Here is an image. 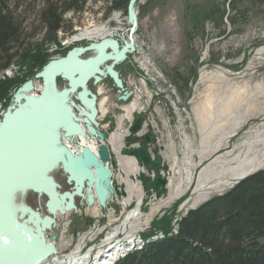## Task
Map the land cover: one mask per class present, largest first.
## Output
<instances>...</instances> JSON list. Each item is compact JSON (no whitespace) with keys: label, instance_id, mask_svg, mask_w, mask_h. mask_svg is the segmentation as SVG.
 I'll return each mask as SVG.
<instances>
[{"label":"rangeland","instance_id":"1","mask_svg":"<svg viewBox=\"0 0 264 264\" xmlns=\"http://www.w3.org/2000/svg\"><path fill=\"white\" fill-rule=\"evenodd\" d=\"M107 1L114 0H89L82 13L65 15L66 24L58 32V42L48 45L45 51L51 53L50 60L65 56L75 46H86L91 41L100 40L84 38L70 43L74 36L95 27L105 26L109 31H119L117 36L121 41L124 39L122 34L128 37L130 24L127 12L113 10L106 16L110 7ZM231 1L139 0V24L135 33L137 49L116 67L132 95L127 101L120 99L122 94L113 81L109 77L104 78L103 93L98 96L100 102L103 101L98 121L109 136L114 133L123 136L115 145L107 142L121 150L126 144L133 118V113L130 115L126 107L137 103L139 109L136 111L146 114L144 131L156 133L158 148L165 161L172 165L176 159L181 174L171 171L176 181L171 196L169 191L160 200L149 202L144 196L140 214L131 220L126 218L127 222L125 217L136 207L131 208L128 203H139L137 195L142 193L143 196L142 188L141 193L138 189V192L133 190L132 202L125 200L123 204L127 206H119L117 210L109 207L102 210L98 205V215L92 213V207L83 198H78L76 210L58 215L56 227L48 232V237L57 241L61 252L68 254L71 249L82 247L86 241H99L103 230L124 237L151 234L156 217L175 211L174 223L190 209L215 195L224 194L248 177L231 181L239 170L257 164L259 167L256 166L258 168L252 173L264 170V0H234V6L229 5ZM32 2L20 3L19 10L26 11L25 26L28 25L26 31L30 37L25 41L33 44L39 41L43 32L38 26L31 25L42 0ZM222 11L224 17L221 19ZM89 55L91 53L87 52L83 56ZM21 69L19 75L23 73ZM16 74V67L12 65L0 75V81ZM202 75L207 79L202 81ZM35 76L28 80L34 81V92L38 93L42 81ZM66 85V81L58 79L60 89ZM89 89L94 93L100 90L93 81L89 82ZM208 93L215 95L216 102L238 93L244 95V100L235 106L230 120L221 126H218L219 107L213 104L217 109L213 111L216 122L212 120L208 127H203L194 112L196 107L207 108L205 94ZM120 165L114 178L122 182V179L127 180L126 176L136 181L129 180L132 184L140 185L136 180L138 172L133 170L135 167L130 165L131 169L122 162ZM189 170L190 181L187 178ZM52 175L62 191L72 187L62 169L56 168ZM178 187L181 192L176 195ZM19 194L16 202H24L46 214L45 196L33 191ZM156 204L165 206L149 216ZM87 217L92 219L91 225L87 223Z\"/></svg>","mask_w":264,"mask_h":264},{"label":"water","instance_id":"2","mask_svg":"<svg viewBox=\"0 0 264 264\" xmlns=\"http://www.w3.org/2000/svg\"><path fill=\"white\" fill-rule=\"evenodd\" d=\"M138 2L128 3L131 28L127 40L121 44L117 39L105 38L74 47L66 56L53 59L35 76L43 83L41 91L33 93L34 81L25 82L0 119V264H42L55 254V243L48 242L47 231L55 226L53 216L76 209V197H86L89 205L96 197L105 207L111 194L119 198L126 195L125 184L111 179L119 156L104 143L109 134L97 129V95L88 83L91 79L99 83L103 76H109L123 91L120 99L127 100L132 94L125 90L116 66L135 50ZM87 52L92 54L84 57ZM58 78L67 82L62 89ZM145 119V113H134L127 141L138 147L124 150L123 155L134 157L153 174L147 177L141 173L140 179L149 196L160 198L168 192L170 167L149 150V145L157 142L156 134L139 135ZM89 135L99 139L97 152L85 146L73 153L66 145L65 140ZM56 168L64 171L71 190L61 191L52 175ZM28 191L46 197L47 215L16 202L17 193ZM86 220L91 223L90 218Z\"/></svg>","mask_w":264,"mask_h":264},{"label":"trees","instance_id":"3","mask_svg":"<svg viewBox=\"0 0 264 264\" xmlns=\"http://www.w3.org/2000/svg\"><path fill=\"white\" fill-rule=\"evenodd\" d=\"M26 1L0 0V74L12 65L22 67L23 72L0 81V98L7 103L21 84L49 63L51 53L45 51L58 42L65 15L82 13L89 0H42L31 25L43 34L33 44L25 41L30 37L26 11L19 10L20 3ZM129 1H107L106 16L113 10L127 12ZM234 4V0L229 3ZM223 15L222 11L221 19ZM174 213L152 223V230L165 232V239L148 244L117 264H264V170L240 181L223 196L188 211L177 221V233L170 236Z\"/></svg>","mask_w":264,"mask_h":264},{"label":"bare ground","instance_id":"4","mask_svg":"<svg viewBox=\"0 0 264 264\" xmlns=\"http://www.w3.org/2000/svg\"><path fill=\"white\" fill-rule=\"evenodd\" d=\"M118 32L119 31H114V32L113 31H109L105 26H101V27H95V28H93L91 30H86L84 33L80 34L79 36L75 37L74 39H76V40H80V39H84V38H88L89 40H92V39H105V38L118 39V38H116V37H118L117 36L119 34ZM124 35L122 34L121 36L124 39H127V37H125ZM135 48L137 49V41L136 40H135ZM136 49H135V51H136ZM206 77H207L206 75H202L201 76V80L204 81V79H207ZM104 78H106V76H103L102 80ZM213 78H214V76H213ZM125 90H127L126 86H125ZM102 93H103V89L100 88L99 94H102ZM120 94H123V91H121ZM205 95L207 96L206 99H205L207 101V103H208L207 108L206 107H202L203 109H200V108L198 109L196 107L195 108V112H194L196 114L198 120L201 122L203 127L209 125L210 122L213 120V118L215 116L213 114V111H215L217 109L214 108L215 105L213 107V104H216L217 107H219L218 117L220 118V120H218V121L220 123H218V126H221V125H225L230 120V117H231L232 113H234L233 110L235 109V106H238L242 102V100H244L243 99L244 95H242L240 93L235 94V95H231L229 97H226L225 99H220L217 102L215 101L216 99L214 98L215 95L213 96V94H211V93L210 94L208 93V94H205ZM214 102H216V103H214ZM102 104H103V101L101 100V102H99L100 113H102ZM197 105H199V104H197ZM201 105L202 104H200V106ZM203 106H205V105H203ZM138 109H139V105L137 103H133L130 106L126 107V111L130 115L133 112H135L136 110H138ZM213 121H215V120H213ZM237 121H239V120H237ZM122 137H123L122 135H119V134H116V133L111 134V137L109 138L108 142H111L113 145H115V144H117L119 142V140L122 139ZM65 141H66L67 147H69L73 151V153L78 152V150H81L85 146L89 147L93 151L97 152L99 139L97 137L93 138L92 136L89 135L87 137H76V138H72V140H65ZM120 160H121L122 163H126V161H128L126 164L133 165L136 170H139V167H137L134 164V159H132L130 157L127 158V157L123 156V157H120ZM258 165H260V164L248 166L246 168H243V169L239 170L237 173L233 174V176L231 178V181L238 180V179L242 178L243 176H247L249 173H252L253 171H255L259 167ZM256 166H258V167H256ZM171 169L173 171H176L175 173L178 172L179 174H181V170H180L178 164L176 163V159H175V163L171 165ZM187 178H188V181H190L192 179L190 170L188 171V177ZM122 182L123 183L124 182L127 183L128 188H132V187L136 188L141 193L140 185L132 184L128 180L124 181V179H122ZM174 185H176V181H175V178H172L171 183H170V191H171L170 192V196L173 193L172 192V190H173L172 187ZM69 190H71V188ZM180 192H181L180 187H178L177 190L175 191V194L177 195ZM17 195H18V193L16 194L15 198L17 197ZM85 195H86V193H85ZM40 196H44V195H40ZM81 198L84 199L85 197H81ZM129 201H131L130 198L128 199V202ZM141 202H142V195L140 194L139 203H141ZM164 204H167V203H164ZM164 204H156V205H154L151 208V210H150L149 216H153L156 212L159 211V209L161 207L165 206ZM39 212L42 214V212L40 210H39ZM98 212H99V208H98V204L96 202L92 206V213L94 215H98ZM47 214L48 213L46 211L45 215H47ZM65 214H67V213H65ZM65 214L57 213L55 216H53L54 219H55V222L57 223L58 215H65ZM139 214H140V209L136 208L128 215L127 220H131V219H133L135 217L137 218ZM42 215L45 216L44 214H42ZM127 220H126V222H127ZM56 223H55V226L51 230L47 231V234H48L49 231H53V229L56 227ZM52 241H54V240H52ZM120 251H121L120 247H118V245H114V246H111L109 248H105V249L99 250L98 253L95 254L96 258L94 260L90 261L89 258L87 259V258H84V257L80 258L78 256H74L72 259H70L68 264H85L86 262H88V264H111V262H113V260H115L117 258V256L120 254Z\"/></svg>","mask_w":264,"mask_h":264},{"label":"crops","instance_id":"5","mask_svg":"<svg viewBox=\"0 0 264 264\" xmlns=\"http://www.w3.org/2000/svg\"><path fill=\"white\" fill-rule=\"evenodd\" d=\"M141 195H142V193H141Z\"/></svg>","mask_w":264,"mask_h":264}]
</instances>
